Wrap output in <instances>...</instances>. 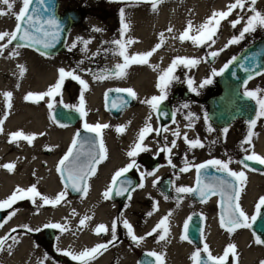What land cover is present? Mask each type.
<instances>
[{
  "label": "bare ground",
  "instance_id": "obj_1",
  "mask_svg": "<svg viewBox=\"0 0 264 264\" xmlns=\"http://www.w3.org/2000/svg\"><path fill=\"white\" fill-rule=\"evenodd\" d=\"M232 1L233 0H162L155 11L152 10L151 4L145 2L127 5L126 8H122L124 11L123 22L128 25V28L125 30L124 42L127 48V54H141L150 51L156 44L161 43L160 34L169 33V28L173 29L172 32L181 34L187 27L189 21H191L194 27L200 26L208 20L213 12L226 11L227 5L231 4ZM16 3L17 0L14 6ZM0 8L7 11L6 6L0 5ZM246 9L245 11H247ZM8 25L7 16L0 17V31H7ZM81 25H84L90 33L93 32L91 29H101V31H99V34H101L100 37H104V28L102 23L97 19L89 16L84 19ZM227 25L222 28L223 30L218 37H216V43L212 45V48L224 46L232 38L230 32L231 27ZM83 36V39H87L85 35ZM155 36L158 37L155 38ZM174 37L177 36L168 35L167 41L164 42L166 47L178 48L182 53L189 54V56H186L189 58L197 56L193 53V49L186 47L184 43ZM89 39L91 43L87 46L88 53L86 52L87 49L85 50L84 48L86 54H91L96 47L101 45L95 38ZM129 39L135 41V43L127 45L126 42ZM70 43L71 36L67 42L68 47ZM231 46L227 48H231ZM12 51H18L19 55L15 58H9V54ZM224 52H226V50ZM106 58L108 64L113 65V67L121 62L120 57L107 55ZM164 58V52H161V49H159L149 58V64L154 66V63L158 61V64L155 65L158 66V69L160 68L163 70ZM90 60L89 57H85L84 59H78L76 64H70V61L64 59V57L42 56L24 47H9L5 55L0 56V119L3 118L5 112H7L8 115V119L4 122V133L0 134V165L8 163L16 165L12 172L0 170V196L8 197L17 187L25 189L27 183L23 181V179H25L28 174L33 179L32 185H35L42 195L50 199L55 198L57 195L56 185L60 184L56 171L58 157H56V154L49 157L40 156V152L46 147L60 145L63 139H72L74 131L70 129V127L65 126V128L54 124L45 108L37 106L32 101L25 100V96L29 93L35 95L41 94L55 85L58 79V70L60 68L66 71L75 69L76 73L88 83L89 89L84 92L85 109L88 111H90V108L96 109L100 107L103 92L112 87L119 86L133 89L137 93L139 101L144 98V95H149V93H146L147 87L150 86L149 82H154L156 78V73L149 64L130 65L126 69V75L122 79L112 77L109 79L96 80L93 79L94 76L87 74V71L92 68L88 66ZM81 61H83V63H81ZM167 64L169 63L167 62ZM18 65L23 66V75H21V69ZM73 82L76 83L75 81ZM69 91L70 90L67 89V92ZM5 92L12 93L10 109L6 107V101L3 96ZM65 93H62V98L65 97ZM146 98L147 97L144 99ZM47 99L48 97H45V100ZM145 114L146 110L144 108L136 109L131 112L129 111L125 113L118 122H113L105 116H100V118L105 120L110 126L108 129L109 137L105 139H113L114 131L117 127L127 126L123 132L126 137V142L121 145V147L123 152H128L130 146L136 141L137 134L142 129V117ZM16 131H22L28 135H35L36 139L33 141L32 145H28V143L23 140L9 144L8 139L10 134ZM168 132L171 133L170 131ZM255 134L256 135L253 137V144L257 148L258 155L264 156V124L258 125ZM149 144L150 143L147 142V145ZM38 152L39 155L37 154ZM123 157H128L127 153L121 154L115 147V170L119 167ZM110 168L108 164H102L97 168L96 175L88 182L89 196L86 203L89 205H87L86 208L82 205V209H85L87 215L92 218L90 221L93 224L99 220L106 222L110 221L106 214L108 209L98 206L99 195H97L106 183L107 172L110 171ZM49 171L50 173H48ZM162 172V170L156 172L154 179L159 177ZM154 179L150 178V180H146L143 188L138 187L135 189L131 194V200L128 199L123 207L118 208L115 206L117 232H121V228L125 229L122 220L126 219L133 226L135 235L138 237L145 236L164 216L171 213L168 222L169 235L166 241L160 243L156 242L160 234L158 232L156 235L144 240L139 245V248L141 250L163 254L164 264H190V257L193 252L191 247L184 240L180 239L182 236L181 222L186 214L185 207L177 206V203L165 199L162 192L160 193L159 191L153 190L151 184ZM248 182L249 186H254L255 184H263L264 186V176H250ZM150 191L156 193V198L150 202V205L148 204L149 208H146L142 205L143 202H140V200L144 199V196ZM40 203L42 202L37 200V207L30 212L25 209L15 208L16 215L9 220L3 228H0V236L5 234L11 227L19 223L21 224L25 219L40 222L46 221L51 216L61 215L66 208L57 209V207L54 208L51 205H49V207L47 205L38 207ZM77 205V201H72L68 204L69 207ZM154 205H156L155 208ZM149 212L152 213L151 216L148 215ZM108 225L110 226L109 223ZM230 237V240L236 244V248L240 253L241 264H260L261 261H264V251H251L248 247V237L246 235L238 233ZM17 240L20 241L19 238H17ZM227 240V236L225 234H220L215 227L206 230L205 243H207L208 246H210L212 242L220 244ZM9 244L11 245L10 251L8 249ZM17 245L18 243H13L12 241H9L8 244L5 245V250L0 253V264H22L23 255L19 254L16 248H14L19 247ZM211 250H213V248ZM211 252L215 256L220 254L215 250ZM132 258V255L123 244L115 247V264H135V260L133 261ZM26 264H34V262L32 260H27Z\"/></svg>",
  "mask_w": 264,
  "mask_h": 264
},
{
  "label": "snow or ice",
  "instance_id": "obj_2",
  "mask_svg": "<svg viewBox=\"0 0 264 264\" xmlns=\"http://www.w3.org/2000/svg\"><path fill=\"white\" fill-rule=\"evenodd\" d=\"M16 0H0V5L6 6L7 11H4L0 8V17L6 15H13L15 17V29L11 32L9 31H0V56H4L6 50L10 45L13 44L14 41H21V44L17 45L19 47H33L34 45H40L44 49H50L55 47V44L58 42L60 38V25L57 21L52 18L48 19L45 22H41L39 18L36 16V13L39 12V9H31V5L33 4V0H21L22 6L19 9V12H13L14 4ZM38 3L43 4L44 0H37ZM145 3L151 4L152 10L155 11L158 4L162 2V0H143ZM257 0H234L233 3L227 5L226 11L213 12L212 15L208 18V20L201 24L198 27H194L191 21H189L185 30L178 36L174 37L179 39L180 42L191 41L193 45L197 47H202L204 45H214L216 43L215 37H217V33L220 30L221 23L233 14L236 9H240L241 12L245 11V6L247 7V12L252 13V15L248 16L245 19L243 16H239L234 20H229V24L231 28L236 29L238 25L243 23L242 29L239 31L238 36H233L223 48L218 51H211L209 56L211 58H216L220 55V53L227 49V47L232 44H237L241 40L245 38L246 34H250L258 27L264 28V14L257 11L255 8ZM47 11V9H45ZM121 22H122V30L121 37L123 38L125 34V30L128 28V25L125 24L124 21V11L123 9L120 12ZM95 32L101 31V29L96 28L93 29ZM169 32H172L173 29L169 28ZM190 33H195L191 34ZM163 33H161V43L155 45L153 49L141 54H127V48L122 40H115L112 43L116 44L119 48L118 55L123 58V63H118L115 65V70L110 72L101 73L100 75L94 76L93 79L103 80L109 79L112 77L116 78H124L126 75V69L132 64H149V58L154 55V53L160 49L163 44ZM90 40H83L78 38L76 42H73L68 50L72 51L76 49L78 44L84 45L85 50L87 49L88 44H90ZM127 45H131L135 43V41L129 39L127 40ZM42 56L45 55L44 52L40 53ZM19 55L18 51H12L9 54V58H15ZM201 59L197 58H189V57H176L171 61L169 67L163 70L159 76L156 84V88L159 91V95H153L149 99L141 100L140 103L146 104L151 109L153 113H159L160 116L167 117V113L163 112L161 109V105L168 97V90L173 84L174 81H178L179 77L175 75V71L179 66H183L184 68L191 69L196 67L201 63ZM83 63V61H81ZM153 70H157L158 66L150 65ZM21 69V75H23L24 68L22 65H18ZM229 65L225 64L222 69L219 71L213 69L211 75L212 76H220L223 75L225 71L228 70ZM255 72V69H252ZM264 74V73H261ZM66 79H71L80 85L81 92L79 98V106L75 109L81 118L87 116V112L85 111V98L84 92L88 91L89 86L88 83L81 78L80 75L76 73V70L73 69L71 71H66L63 68L58 70V79L55 85L51 86L47 91L35 95L29 93L25 96V100L32 101L33 103L39 102L43 100L45 97L50 98V100H55L57 96L61 94V89L65 83ZM187 87L189 91L197 92V89L194 87L195 81L191 78H188ZM212 83L211 79H205L202 83L199 84V88H203L206 85ZM112 91V90H110ZM114 91L120 93H126L128 97L135 100L137 99V93L131 89H115ZM198 94V93H197ZM3 96L6 101V107L11 108V92L3 93ZM107 96V93L105 94ZM244 96L248 99L254 100L258 105V109L255 113V118L248 122V132L245 139L241 143V150L246 153L242 160L233 161L230 158L228 160H220V159H211L206 163H202L199 165H195V171L197 174V187H176L175 191L178 194H198L201 202H207L209 198L212 196L219 195L222 198V206H226L227 211L223 212L220 216V227L227 231L229 234L233 233L236 229L241 228H250L253 223L256 222L257 218L261 215V210L264 209V196L260 197L258 202L255 204V214L249 216L243 210L241 204L239 203L241 198V193L244 191V187L247 182V175L244 170L235 171L230 168L232 163H239L242 166V169H246L247 171H254V169L250 168L247 162L255 163L264 166V156L256 154L254 151H251V146L253 144V137L256 135L253 129L256 127L257 122L261 119H264V93L262 90L257 88L254 91H245ZM128 103L127 100H122L120 104H113L115 108L118 110L126 106ZM49 109L53 108V104L51 102L48 103ZM181 107L187 108L188 105L184 104ZM8 119L7 112H5L2 119H0V134L4 133V122ZM152 116L149 115L148 120L145 122V126L139 131L136 137V141L130 146V150L127 152V156L129 158V163L117 170L111 177V183L107 186L106 190L102 193V196L105 200H109L116 196H123L127 193V198L131 200V191H135L132 187V181L130 180H122L121 177H124L130 170L139 166L136 163L135 157H137L140 153L150 151V149L145 145V140L149 135L153 132L157 136L167 133L169 131L166 127L154 128L151 121ZM185 119L188 120L187 127L189 129L193 128L194 120L197 119L191 113H189ZM172 122L176 123V112L172 113ZM64 127V125H60ZM84 130L90 134L95 136V140H90L89 143L91 145V150L87 153L80 151L83 149L84 143L79 139L80 134L76 133L75 137L71 142V146L68 148L66 154L62 159L59 160L58 165L56 167V171L60 173L61 182L64 185V189L59 192L55 198H49L47 196L42 195L35 185L30 186L27 189H23L17 187L11 195H9L3 201H0V211L11 209L14 204L18 201L29 200L34 205L37 204V200L40 203L38 207H43L45 205H51L52 207H56L61 204L62 201L66 199L68 188L71 187L73 191L81 193L82 195H87L89 187L88 181L96 175L97 166L108 159L107 149L104 144L102 132L104 129H108L110 126L108 124L96 123L94 125L88 124L87 122L83 125ZM117 127V133H123L125 128ZM207 131L211 133L213 129L208 127ZM229 129L224 128L222 130L223 135L226 137ZM172 135L176 137L173 139L168 146L166 143L164 146L159 148L160 153H167L169 157L172 154L174 148L177 147V139H183L184 143L187 145L189 150L196 148H203L205 145L202 143L199 137L194 139H189L187 133L185 132L183 136L179 128H176ZM36 139L35 135H28L22 131H16L11 133L8 139L9 144L16 143L17 141H26L28 145H32L33 141ZM167 140V137H165ZM215 143V141H213ZM18 146V145H17ZM247 146V147H246ZM51 150V149H49ZM75 150V151H74ZM250 153V154H249ZM86 156L87 159L81 161V156ZM169 165L175 168V165L172 164L171 159L168 161ZM0 167L7 169L9 172H12L16 165L13 163L3 164ZM208 168H215L217 172L224 173L227 179H218L213 178V181L210 183H203L201 180L202 171ZM191 170L190 162L185 160V166L181 167L179 171L181 173L188 172ZM264 174V173H262ZM145 175H153V173H141L142 178ZM179 179V177H177ZM139 187L143 188V182L140 183ZM179 206V203L178 205ZM156 205H154V208ZM16 215V211H12L8 214L7 218L0 222V228H3L5 224L8 223ZM149 216L152 215L151 212L148 213ZM171 213L164 216L156 225L153 227L151 231H149L145 236H137L134 233L133 226L126 220H122L123 227L127 230V235L130 237L131 241L139 246L144 240L148 237H152L156 235L158 232L160 233L157 243L162 241H166L167 236L169 235V217ZM92 218L90 216H86L79 221V227H84L87 221H90ZM119 219V218H118ZM191 217H189V220ZM203 219V217H202ZM24 230L27 232L32 231H43L44 229H57L61 234L65 232L71 231L67 224H59V223H46L42 228L32 229L27 225H24ZM184 234L180 237L181 240H188V228L189 224L186 221L183 225ZM17 229L13 228L11 232L7 235L0 237V251L5 250V245L11 239L13 243H18L19 241L15 236H12L13 232H16ZM111 232V240L106 243H100L96 246L85 249L79 253L73 252L72 250H60L57 249L60 255H63L69 258L71 261L77 262V264H91V261L96 259L98 255H102L104 251H106L109 245H114L117 240V221L114 220L109 229L108 226L104 224L98 225L94 232L96 235L108 234ZM255 235V234H254ZM203 230H201V239L203 240ZM191 243V241H188ZM255 244L264 245V239H261L259 236H255ZM9 251L11 250V245H8ZM201 252H203L206 256V259L202 257ZM146 256L153 257L155 260V264H164V256L161 253L157 252H147ZM232 257L233 260L237 258V248L234 244H228L223 250V254L220 256H214L209 249L207 243H204L203 249H198L191 255V260L193 264H228L229 257ZM47 259V257H45ZM260 264H264V261H261Z\"/></svg>",
  "mask_w": 264,
  "mask_h": 264
},
{
  "label": "flooded vegetation",
  "instance_id": "obj_3",
  "mask_svg": "<svg viewBox=\"0 0 264 264\" xmlns=\"http://www.w3.org/2000/svg\"><path fill=\"white\" fill-rule=\"evenodd\" d=\"M142 2L143 1L140 0L137 1L138 4ZM113 4H114L113 8L110 9L104 8L102 10L95 9L93 11H88L87 13L80 7L74 9L80 13L83 21L89 16L97 19L101 23L107 22L112 18H115V20H119V19L121 20L120 11L123 6L129 5V3L128 1H124V0L122 1L115 0ZM247 7L248 5L245 6V9ZM255 8L261 9L262 14H264V0H258V2H256ZM75 28L71 29L67 34L65 40V49L68 45L67 42L70 36L72 39L74 35L77 33V31L74 30ZM258 28H259L257 32L258 38L255 41H253L251 44L264 41V28H260V27ZM121 30H122V24L120 23V21H115V36L117 35V37L113 41L122 40V43L125 42V34L122 38ZM78 35L80 36L79 38H83L84 37L83 35H85V38H87V40H90L89 38L96 39V35H94L93 33H88L86 31L80 32L78 33ZM72 40L70 44L76 42L75 40L72 42ZM9 47H16V46L10 45ZM118 51L119 50H116L115 48V57H120L117 54ZM194 58L201 59L202 62L196 67H194L195 69L185 68L181 72L182 73L181 77L179 78L178 81L173 82V84L168 90L167 99L161 105V109L167 111L169 113V116L164 117V116H160L159 113H153V112H152V116L156 128L168 127L169 131L172 133L175 129L174 128L175 124H177V120L175 124H173L172 122V113L176 112V118L179 115L178 114L179 112L183 116H187L189 113H191L194 117L197 118L193 122L194 123L193 128L189 129L187 127L188 123L182 124L179 121L178 125H180L179 126L180 130H182L184 133L186 132L189 139H194L196 137H199L205 146L203 148H196L189 150L187 145L184 144L183 150L177 153L178 156L175 158V160L174 161L171 160L172 164L175 165V168L169 165L168 163L169 159L165 157V154H163V156H160L161 153L142 155L137 158V165H139V168L138 169L134 168L130 170L127 174L130 177L136 179L137 185L135 189H137L141 182H143V184L145 185L146 180H150V178L154 179L156 172L160 170L163 171L159 177L152 180L153 183L151 184L152 185L151 187L155 191H159L160 193L162 192L164 198L169 200L170 202H175L177 204L179 203V206L185 207L186 214L184 215L181 222L182 235L184 234L183 225L189 219L190 216L195 215L201 220L202 223L201 230H203L204 238L203 240L201 239L202 244L199 249L201 250L203 249V243H204L203 241L205 239L206 230L215 227L217 231L220 232V234H225L227 236L228 240L226 243H224L226 245L228 244V242L232 241L230 240L231 235L233 236L238 233L240 234L242 233L248 237V247L251 251H262V250L264 251V245L255 244V236L261 237V235H259V232H256L254 229V227H256L261 220H264V209L261 210V215L257 218L256 222L253 223L250 228L236 229L233 233L229 234L227 231L222 229L219 224L221 214L227 211L226 206H222V198L219 195L212 196L207 200V202H201L199 195L197 196V198H192L190 194H178L175 191L176 187H197V183H196L197 174L194 167L195 165L206 163L208 160L211 159H220L224 161L230 158L233 161H240L242 160L243 156L246 154L241 150V143L247 135L249 120L245 118H235L228 125H217L210 120L209 117L210 110H209L208 101L210 98L219 95L221 92L219 86L217 85L218 76L211 75L212 70L217 67V64L215 63L216 61L210 56H206V57L196 56ZM120 59H121L120 63H123L124 62L123 58L120 57ZM165 59L166 58H164L163 70L167 69L169 65L167 64V62H165ZM232 60L228 63V65L232 62ZM155 64H158V61L154 63V66H156ZM163 70H161L160 68L159 69L157 68V70H155L156 78L154 79V82H149L150 86H148L146 90L147 91L146 93H149L150 96L159 95V91L156 88V84L158 81V76ZM201 70H202V75H201ZM262 73H264V71ZM261 75L264 74L260 73L245 81L240 89L241 94L244 95L245 91H254L257 88L261 89V87L264 85V79L259 78ZM188 78H191L195 81L194 87L197 89V92L189 91L186 83ZM205 79H211L212 83L206 85L203 88H199V84L202 83ZM115 88L127 89V87H119V86H116ZM251 102L254 104L255 107V112L253 116L254 119L255 113L258 109V105L254 100H251ZM140 104L141 103L139 101V98H137L134 102V106L123 110V112L117 118L111 116L108 112L107 114L109 118H111V121L113 122L120 121L125 113L129 111L130 112L135 111L136 109H140V108L141 109L144 108L147 114L149 108L140 107ZM184 104H187L188 107L187 108L181 107ZM81 120L82 118L78 122H80ZM186 122H188V120ZM263 122L264 119L259 120L257 122L256 128L258 127V125H261V123ZM208 127H211L213 129L211 133L207 131ZM224 128L229 129L226 137L223 135L222 132ZM256 128L253 129L254 133ZM167 133H163V134H167ZM72 140L73 139H63V142L60 145L54 147H46L47 149L44 148L43 151L41 152L39 151V152L44 157H49L52 154H57V153H62V155L64 156L68 148L71 146ZM80 140H82L84 143V147L83 149H80V151L84 153L90 151L91 145L89 141L91 139H80ZM103 140L105 147L107 149L108 159H106L104 162L99 164L97 168L100 167L102 164H108L111 168L110 171L107 172L106 183L104 184L102 190L99 191V193H97V195H99L98 206L106 207L108 209V212H106V214H107V218H109L110 221L106 222L103 220H99L95 224H93L91 221H87L84 227L82 228L79 227V221L82 218L88 216L86 210L82 209V205L84 208H86V206L89 205L88 203H86L89 196V190L87 195H82L81 193L72 194L71 193L72 188L69 187L67 191L66 199L62 201L61 204L56 206L57 209L66 207L61 215L51 216L46 221H41V222L30 221L25 219V221H23L21 224L19 223L18 225L11 227L5 234L0 236L3 237L7 235L9 232H11L13 228L17 229L16 232L12 233V236H15L16 238L20 239L17 245L19 247H14V248H16L19 254L23 255L21 261L22 264H26L27 260H32L34 264H77V262L71 261L69 258L60 255L57 249L60 250L70 249L73 252L79 253L85 249H90L96 246L97 244L106 243L109 240H111L112 237L110 231L108 234L96 235L94 229L100 224H104L108 226L110 229L112 222L115 220V206H117L118 208L123 207V205L126 203L128 198L126 196L123 202L120 203L118 200H115V195H113V197L109 200H105L102 196V193L111 183L112 175L115 173V139H103ZM213 141H215V143H213ZM179 144L181 143L179 142ZM251 151H254L256 154H258L257 148L254 144H252L251 146ZM39 152L37 153L38 155ZM80 159L81 161H84L87 159V157L82 155ZM185 160L190 162L191 170L188 172L181 173L179 169L185 166ZM126 162L128 164L130 161H125V163ZM121 163H123V160L120 162L119 166L121 165ZM57 165L58 163L56 164V167ZM230 168L235 171L244 170L246 172L248 179L244 187V191L241 193V198L239 203L241 204L246 214H248L249 216L254 215L255 204L258 202L260 197L264 196V186L263 184H259V185L255 184L254 186H249L248 181L250 176H264V174H262L264 173V166L259 165L258 167L254 164L253 166L250 167L254 169V171H247L246 169H242V166L239 163H232L230 165ZM0 170L8 172L7 169H4L2 167H0ZM141 173H153V175H145L142 178ZM177 177H179V179H177ZM58 178L60 184L56 185L57 194L64 189V185L63 183H61L59 173H58ZM213 178L227 179L224 173L217 172L215 168H208L202 171L201 180L203 181V183L205 184L210 183L213 181ZM23 181H26L27 183V187L25 189L32 186L33 179L29 174L25 179H23ZM161 187H163L168 192L167 195L163 193ZM133 192L134 191H131V194ZM6 198L7 197L0 196V201H3ZM72 201H77L78 205L74 207H69L68 204H70ZM47 206L49 207V205ZM36 207L37 205H34L29 200L18 201L16 204L13 205L11 209L0 211V222H3V220L7 218L8 214L11 211H13L15 208L25 209L26 211L30 212L33 211V209ZM46 223L67 224L68 227L71 229V231L65 232L64 234H61L57 229H44L43 231H39V232L37 231L27 232L24 230L23 227L24 225H27L32 229H38V228H42L43 225ZM108 223L110 224V226L108 225ZM120 233L121 232L119 231L117 232V240L115 244L109 245L108 249L104 251L102 255H98L96 259L91 261V264H115V247L119 246L120 244H123L124 247L127 249V251L132 255L133 257L132 259L133 261L135 260V264H137L136 257H139L143 253H147V251L141 250L138 246H136L126 233H123V235H125V238L127 239V243L123 242L122 239L120 240V237H123L122 234L120 235ZM9 241H11V239ZM210 248L211 247H209V249ZM135 249H139L138 255L135 253ZM1 252L2 251H0V253ZM45 257H47V259H45ZM228 263L232 264L230 261H228Z\"/></svg>",
  "mask_w": 264,
  "mask_h": 264
},
{
  "label": "rangeland",
  "instance_id": "obj_4",
  "mask_svg": "<svg viewBox=\"0 0 264 264\" xmlns=\"http://www.w3.org/2000/svg\"><path fill=\"white\" fill-rule=\"evenodd\" d=\"M114 1L115 0H59V11L63 12L64 10H75L74 8H78V7L82 8L86 13L88 11H93L95 9H99V10H102L104 8L110 9V8L114 7V4H113ZM124 1H128L129 4H134L135 2L137 3V1H139V0H124ZM140 1H143V0H140ZM233 2H234V0L232 1V3ZM257 2H258V0H257ZM21 6H22L21 0H17V3H16V5L13 8V12H17L18 13L19 9L21 8ZM123 7H125V6H123ZM257 11L262 13L261 9H259V8H257ZM250 15H252V13L247 12V11L241 12L240 9H236L233 12V14L228 18V20H225V21H223L221 23L220 30L217 33V37L221 33V31L223 30L222 29L223 27H225L227 24H228L227 26L230 25L229 24V20H234V19L238 18L239 16H243L245 19H247V17L250 16ZM6 16H7V21L9 23L7 31L11 32V31H13L15 29V24H16L15 17L13 15H11V14L6 15ZM115 21H120V23L122 24L120 19L119 20H115V18H112V19H110L107 22H102V26L104 28V30H103L104 37L103 38L100 37L101 34H99V32H95V31L91 32L94 35H96L97 42H100V44H101L100 46L96 47V49L93 52H91V54H86V52L88 51V48H87V50L85 52L84 45L78 44L77 48L73 49L72 51H69L68 50L69 47L67 46L65 51H64V53H62L60 55H57V57H64V59L70 61V64H76L78 59H84L85 57H89L91 60L89 61L88 66L92 67V68H91V70L89 69L87 71V74H90L92 76H97V75H100L101 73L114 71L115 67H113V65L108 64V62L106 61L107 60L106 56L107 55L115 56V48H116V50H119L118 46L116 44L112 43L113 40L117 37V35L115 36ZM242 27H243V24L238 25L236 29L231 28L230 32H231L232 37L233 36H238L239 35V31L242 29ZM258 29L259 28H257L256 31H254V32H252L250 34H246L245 38L243 40H241L239 43L232 44L231 48H227L226 49V52H224L225 51L224 50V51H222L220 53V55L218 57L213 58L216 61L215 63L217 64V67L215 69L217 71L222 69L225 64H228L244 48H246L253 41H255L258 38V34H257ZM74 30L77 31V33L75 32L76 34L72 38L73 40L71 39L72 42L74 40L77 41V39L80 37L78 35V33L85 32V31L88 32V29H86L84 27V25H78ZM91 30H93V29H91ZM88 33H90V32H88ZM169 34L171 36L176 35L177 37L180 35V33H178V32L165 33V34H163L164 42L167 41L166 39H167ZM191 34H195V33H190V35ZM160 36H161V34H160ZM156 37H158V36H155V38ZM81 39H83V38H81ZM214 39H217V38L215 37ZM83 40H87V39H83ZM164 42H163L162 46L160 47V49H161V52H164V55H165V58H166L165 62H168L169 65L171 64V61L174 58H176V57L189 56V54L182 53L180 51V49H178V48L174 49V48L166 47ZM183 43L186 45V47H190L191 49H193V53L194 54H196L197 56H201V57L209 56V53L211 51H218V50H220L221 48L224 47V46H216V47L212 48V45L211 46L204 45L202 47H197V46L193 45V43L190 40L189 41H185ZM169 65H168V67H169ZM184 69L185 68L183 66H179L176 69V71H175V75L180 78L181 75H182L181 72ZM193 69H195V68H193ZM259 78L260 79H262V78L264 79V75H261ZM262 87H261V90H262V93H264V85ZM63 88L61 89V94L59 96H57L55 98V100H50V98L45 100V98H44L43 100H40L39 102L35 103L37 106H40L41 108H45L47 110L51 121L54 124H56L57 126H60V125L55 123L53 118H52L53 108L56 105H63V106L68 107V108L76 109L79 106V102H80L79 98H80L81 88H80V86L78 84L74 83L72 80H65ZM67 89H69L70 91L67 92ZM105 91H107V89ZM105 91L102 94L100 107H98L96 109H91L90 108V111L85 109V111L87 112V116L82 118V120L80 122H78L75 125V127H70V129H72L74 131L72 139L75 137L76 131L78 129H80L81 127H83L85 122H87L88 124H91V125H94L96 123L107 124V122L105 120H102L100 118V116H105L109 120H111V118H109L107 112L105 111L104 104H103V97H104ZM62 93L63 94L65 93V97L64 98L61 97ZM152 96H150V95L149 96H145L144 95V98L147 97L146 99H149ZM144 98H142L141 100H144ZM49 102H51L53 104V108H51V109H49V107H48V103ZM140 107L149 108L148 105L142 104V103L140 104ZM99 112H100V114H99ZM178 114L179 115L176 118L177 124H175L174 128L175 129L179 128V130H180V127H179L180 125H178L179 121L182 124H185V123H188V122H186L187 121V119H185L186 116L181 115L180 112ZM149 115L152 116V112H151L150 108L148 109L147 114L142 119V124H143L142 128L145 126V122L148 120ZM149 122L152 124V126L154 128H156L155 125H154V122H153V116H152L151 121H149ZM263 123H261V124H263ZM108 129H104L103 130V132H102L103 139H105L106 137H109L108 136L109 135V130ZM180 132H181V135L183 136L184 132L182 130H180ZM165 137H167V140H165ZM113 139H115V147L117 148V150L121 154L122 153H127V151L123 152V149L121 147V145L125 144V142H126L125 135L123 133H117L116 130H115V134H114V138ZM173 139H176V137H174L172 135V133H167V134H162L160 136H157L155 134V132H153L151 135H149L147 137V139L144 142L145 145H147V142L150 143L149 145H147V147L150 149V151L140 153L137 157H135L136 163H137V158L142 156V155L160 153L159 152V148L164 146L166 143L168 144V146H171L170 142ZM179 142L181 144H179ZM184 144L185 143H184L182 138L181 139H177V147L173 149L171 156L169 157V155L167 153H161L160 156H163V154H165V157H167L168 159L170 158L171 160L174 161L175 158L178 156L177 153H179L180 151L183 150V145ZM181 147H182V149H181ZM45 149H47V148H45ZM41 156H42V154H41ZM62 156H63L62 153H57L56 154V157H58L57 158V163L62 158ZM125 161H129V158L128 157H123V163H121V165L115 170V172L117 170H119L120 168H123V167H125L127 165V162L125 163ZM48 173H50V171ZM155 194L156 193H154V191L148 192L147 195L144 196V199L140 200V202H143L142 205L144 207H146V208H149L148 204L150 205L151 204L150 202H152L156 198ZM122 232L126 233V229H123V228L121 229L120 235L122 234L123 237H120V240L122 239L123 242L127 243V239L125 238V235H123ZM184 241L191 247V250H192L193 253L195 251H197L187 240H184ZM203 242L205 243V239H204ZM226 242L227 241L222 242L220 244H216V243L212 242V244H210V246L217 253L219 252L220 254L218 256H220V255L223 254V250L225 249V247L228 244H230V243L234 244V242L230 241L226 245V244H224ZM204 243H203V246H204ZM211 248H210V250H211ZM213 250H211V251H213ZM147 252H150V251H147ZM135 253L138 255L139 254V249H135ZM229 261L232 264H241V256H240V253H239L238 249H237V258H236V260H233V258L230 256L229 257ZM190 264H193L192 260H191Z\"/></svg>",
  "mask_w": 264,
  "mask_h": 264
},
{
  "label": "water",
  "instance_id": "obj_5",
  "mask_svg": "<svg viewBox=\"0 0 264 264\" xmlns=\"http://www.w3.org/2000/svg\"><path fill=\"white\" fill-rule=\"evenodd\" d=\"M58 8L59 0H44L43 4L38 3L37 0H33L31 9H39V12L36 13V16L42 23L52 18H54L57 23H59L60 38L55 44V47L50 49H44L40 45H34L33 47L26 48L33 49L39 53L44 52L45 56H54L64 52V43L67 33L80 23L81 15L75 10H67L63 13H59ZM45 9H47V11H45ZM21 43V41H14L13 45L17 46ZM252 69H255V72H253ZM263 71L264 41H260L243 49L229 64L228 70L225 71L223 75L217 77V85L219 86L221 92L219 95L210 98L208 101L210 120L217 125H228L235 118H245L249 121L252 120L255 112L254 104L250 99L241 94L240 89L245 81L260 74ZM115 89L116 88H110L106 92L107 96L104 95V107L111 116L117 118L123 112V110L133 107L135 101L128 97L126 93H118L114 91ZM122 100L128 101L126 106L119 110L113 106L114 103L120 104ZM163 112L168 114L167 117L169 116L167 111L163 110ZM52 118L58 125L73 127L80 119V115L75 110L66 108L62 105H56L52 111ZM76 133L80 134L79 139H96L93 134L86 132L84 127L79 129ZM247 163L249 167L255 164L251 162ZM255 165L259 167V164ZM121 179L132 181L133 188H135L137 185L136 179L130 177L128 174L124 177H121ZM161 190L166 195L168 194V192L163 187H161ZM71 193L78 194V192L73 190ZM190 195L192 198H197L198 196V194ZM126 196L127 193L123 196L115 195V200H118L120 203H122ZM188 224V241L190 240V244L195 248H199L202 244L201 220L195 215H192L191 219L188 220ZM254 229L256 232H259V235H261L260 238L264 239V220H261L257 226L254 227ZM201 255L206 259L204 253H201ZM138 264H155V260L153 257H148L146 256V253H143L138 258Z\"/></svg>",
  "mask_w": 264,
  "mask_h": 264
}]
</instances>
